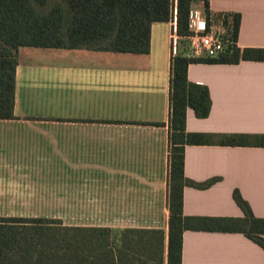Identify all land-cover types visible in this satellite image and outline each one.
<instances>
[{
    "label": "crops",
    "instance_id": "crops-1",
    "mask_svg": "<svg viewBox=\"0 0 264 264\" xmlns=\"http://www.w3.org/2000/svg\"><path fill=\"white\" fill-rule=\"evenodd\" d=\"M208 2L241 14L240 48H264V0ZM191 10L206 14V1ZM173 27L153 23L149 54L20 47L15 118L0 120V217L149 231L155 247L162 230L167 264ZM188 79L209 88L212 107L205 119L188 108L187 131L212 138L185 147L184 174L219 181L185 187L184 214L242 217L237 189L264 218V147L221 145L225 134H264V62L193 63ZM182 264H264V250L242 233L187 230Z\"/></svg>",
    "mask_w": 264,
    "mask_h": 264
},
{
    "label": "trees",
    "instance_id": "trees-1",
    "mask_svg": "<svg viewBox=\"0 0 264 264\" xmlns=\"http://www.w3.org/2000/svg\"><path fill=\"white\" fill-rule=\"evenodd\" d=\"M194 0H0V120L14 119L16 70L20 47L84 49L101 52L149 54L154 22L176 19L180 41L189 43V15ZM206 12L234 42L229 53L216 58L187 54L184 42L172 57L169 180L168 262L182 264L183 233L187 230L242 233L264 250V218L257 217L239 190L233 199L242 217L186 216L183 190L206 189L218 178L198 183L184 174L185 147L207 145L211 134L188 132L187 110L205 119L212 100L207 86L189 81L193 63L239 64L264 62V48L237 45L240 13ZM221 145L264 147V134H225ZM149 231L129 229L119 237L110 229L67 227L58 218L0 217V264H164L161 246H152ZM155 236V235H154ZM118 240V242H117ZM150 242V243H149Z\"/></svg>",
    "mask_w": 264,
    "mask_h": 264
},
{
    "label": "built area",
    "instance_id": "built-area-1",
    "mask_svg": "<svg viewBox=\"0 0 264 264\" xmlns=\"http://www.w3.org/2000/svg\"><path fill=\"white\" fill-rule=\"evenodd\" d=\"M189 29L191 35L187 37L190 47L189 55L199 58H216L229 53L233 47V40L225 34L222 22L216 24L212 16L201 14L198 11H190ZM176 19L174 20L172 47L173 55L179 50Z\"/></svg>",
    "mask_w": 264,
    "mask_h": 264
},
{
    "label": "rangeland",
    "instance_id": "rangeland-1",
    "mask_svg": "<svg viewBox=\"0 0 264 264\" xmlns=\"http://www.w3.org/2000/svg\"><path fill=\"white\" fill-rule=\"evenodd\" d=\"M182 42H184V46L186 47L187 54L190 53L189 43L187 44L184 40H181V41L179 40V49H180V47L182 45ZM53 217H55V216H53Z\"/></svg>",
    "mask_w": 264,
    "mask_h": 264
}]
</instances>
